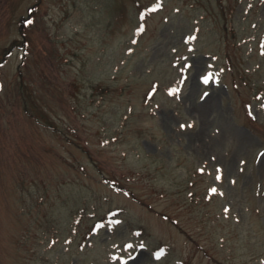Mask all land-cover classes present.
<instances>
[{"label":"rangeland","instance_id":"1","mask_svg":"<svg viewBox=\"0 0 264 264\" xmlns=\"http://www.w3.org/2000/svg\"><path fill=\"white\" fill-rule=\"evenodd\" d=\"M0 264H264V0H0Z\"/></svg>","mask_w":264,"mask_h":264},{"label":"trees","instance_id":"2","mask_svg":"<svg viewBox=\"0 0 264 264\" xmlns=\"http://www.w3.org/2000/svg\"><path fill=\"white\" fill-rule=\"evenodd\" d=\"M33 9H34V7H33V6H30V7L28 8V11H32ZM29 16H30V15H29ZM29 16H27V17H23V20H25V19H29V18H30ZM21 43H25V41L22 40ZM10 50H11V47H9L7 51L11 52ZM7 51H6V54H7Z\"/></svg>","mask_w":264,"mask_h":264},{"label":"snow or ice","instance_id":"3","mask_svg":"<svg viewBox=\"0 0 264 264\" xmlns=\"http://www.w3.org/2000/svg\"><path fill=\"white\" fill-rule=\"evenodd\" d=\"M207 82V81H206ZM213 191H215V189H213Z\"/></svg>","mask_w":264,"mask_h":264}]
</instances>
